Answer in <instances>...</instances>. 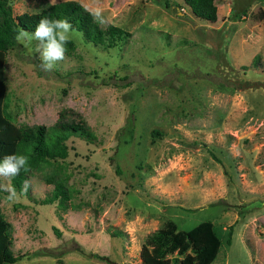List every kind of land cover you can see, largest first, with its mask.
<instances>
[{"label":"rangeland","instance_id":"374dc122","mask_svg":"<svg viewBox=\"0 0 264 264\" xmlns=\"http://www.w3.org/2000/svg\"><path fill=\"white\" fill-rule=\"evenodd\" d=\"M63 1L7 0L13 16ZM76 1L128 36L104 48L73 30L74 50L51 72L38 41L7 51L14 125L62 116L93 134L26 171L16 202L0 178L18 258L8 264H140L144 237L166 221L213 234L203 264H264V0H215L213 23L181 0Z\"/></svg>","mask_w":264,"mask_h":264},{"label":"trees","instance_id":"16d2710c","mask_svg":"<svg viewBox=\"0 0 264 264\" xmlns=\"http://www.w3.org/2000/svg\"><path fill=\"white\" fill-rule=\"evenodd\" d=\"M181 1L197 19L209 23L216 20L215 0ZM43 17L52 20L67 18L73 25V30L80 31L86 41L104 48L113 47L117 41L128 36L127 31L116 25L107 24L100 27L93 14L76 0L51 4L37 12H22L15 16L12 15L7 0H0V161L11 154L24 155L28 158V170L37 168L48 160L65 158L67 155L65 142L70 136L79 137L87 142L93 138L92 132L82 121H66L59 116L49 127L41 124L16 126L4 110L5 55L17 44L15 35L18 29L24 28L34 32L37 23ZM74 48V43L70 39L66 44V54L71 53ZM161 81L150 78L146 82L158 85L162 83ZM25 172L21 170L11 181L17 191L20 190ZM54 190L55 198L64 197L59 183L54 185ZM7 231L8 223L0 214V264L13 263L18 259L10 250L11 241ZM213 237V234L203 227L195 226L186 231L177 230L173 222L166 221L144 237L138 253L140 264H203L205 247Z\"/></svg>","mask_w":264,"mask_h":264},{"label":"clouds","instance_id":"9594fccd","mask_svg":"<svg viewBox=\"0 0 264 264\" xmlns=\"http://www.w3.org/2000/svg\"><path fill=\"white\" fill-rule=\"evenodd\" d=\"M97 18L100 16V10L95 11ZM73 25L67 18L52 20L43 17L37 23L34 32H29L24 28H19L15 35L17 42L32 45V42L39 43L34 48V52L39 53L41 61L40 68L44 72L54 71L59 61L65 59L66 44L71 39ZM21 170H28V158L24 155L11 154L0 161V178L5 181H11L18 176ZM29 188V182L25 180L23 187L18 193L15 187L5 186L4 190L8 193L6 199L16 202L22 195H26Z\"/></svg>","mask_w":264,"mask_h":264}]
</instances>
